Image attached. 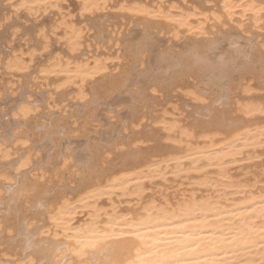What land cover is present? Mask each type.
I'll list each match as a JSON object with an SVG mask.
<instances>
[{
    "label": "bare ground",
    "instance_id": "bare-ground-1",
    "mask_svg": "<svg viewBox=\"0 0 264 264\" xmlns=\"http://www.w3.org/2000/svg\"><path fill=\"white\" fill-rule=\"evenodd\" d=\"M3 1L15 12L24 11L32 19L49 13L60 16L52 22L48 32L41 28L37 37L42 40L41 52H37H45L46 57L50 55L48 59L44 58L45 63L32 64L34 50L27 59L25 52L12 51L5 58L3 68L6 73L11 77L16 72L27 75V70L31 73L34 67L32 79H42L44 87L52 78L56 81L54 90L57 93H63L64 89L69 93L74 87L76 94L72 95L76 101L90 94L94 107L87 115L88 119L96 116V111L102 107L114 108L116 103H124L130 111V124L140 126L147 119L146 114L156 106L155 97L149 90L157 93V87L172 89L185 76L200 75L199 84L203 82L216 90L212 101H207L194 88L185 92L197 104L198 117L190 123L180 124L178 117L166 119L164 111L149 115L151 126L146 129L147 133L161 124L159 128L171 141L165 153L157 152L160 154L157 156V153H145L141 147L132 146L131 143L136 142L132 138L122 141L109 134L104 137L103 133L98 143H91V139L83 146L88 141L89 137H86L87 141L75 146L76 150L73 147L75 152L71 153L63 145L71 140L63 141L62 136L59 137L63 142L55 140L56 135L66 130L59 122L54 121L49 126L35 125L39 140L35 139L48 147L49 154L54 153L49 159L51 163L67 157L60 167L32 173L29 177L22 172H26L32 158L30 153H22L21 158L17 156L14 178L0 173V182H4L6 189L0 195V206L7 209L3 215L15 220L20 218L15 222L12 219L13 223L9 221L12 223L9 226L16 227L20 237L19 244L16 243L20 245L19 253L12 254L16 256L14 261L19 260L20 264H264V167L243 170L240 177H233L230 172L233 167H240V162L256 159L259 153H264V97L261 95L258 100V96H249L251 90L247 86V80L257 73L259 87L264 91V60L261 58L264 55V0H198L199 3L193 2L190 6L185 0H78L81 17L104 15L115 4V9L132 19L136 28L141 26L137 28L140 32L137 39H131L133 41L128 45L134 59L131 67L118 76L113 73L115 77L109 73L108 57H101V49L109 42L117 45L120 31L115 25L106 23L102 15L99 16L101 21L97 19L94 23L98 42L95 40L96 47L90 51V41L85 44L89 28L73 23L71 15L65 12L67 0H0V3ZM228 23H237L239 34L223 32L221 38L210 37L221 33ZM58 31L62 32L59 39L68 51L67 56L49 50V40ZM245 34L263 39L255 44ZM190 35L193 37L188 38ZM105 36H109L107 45L103 41ZM182 38L188 39V43L183 44L179 52L159 48L160 39L178 41ZM90 52L93 53L90 55ZM115 58L118 60L119 56ZM242 63L243 68H239ZM244 67L245 72L252 74L249 73L251 78H246L248 72H243ZM234 79L237 84H232ZM96 82L97 85L105 82V88L102 91L95 89ZM239 91L247 96L240 97ZM51 95L49 104L55 106ZM62 98L64 100L63 94ZM110 100L114 104L112 107L108 106ZM18 103L16 98L15 111H10L14 121L22 123L29 116L32 118V102L31 105ZM18 133L10 135L22 150L29 146V137L19 138L22 135L18 137ZM9 140L8 144L11 143ZM3 144H0V158L6 159L15 150L12 148L9 153L7 144ZM116 148L118 152L123 150L115 155L113 150ZM73 179L76 182L71 186ZM161 180L170 184L166 183L162 188V183L157 182ZM184 181L190 188H179L177 194L170 196L168 185L176 182L180 187ZM153 185L159 187L156 190L159 196L145 199ZM123 203L127 205L124 207ZM21 207L29 211L27 216L22 215L23 219ZM4 260L7 259L0 260V264H9Z\"/></svg>",
    "mask_w": 264,
    "mask_h": 264
},
{
    "label": "rangeland",
    "instance_id": "rangeland-1",
    "mask_svg": "<svg viewBox=\"0 0 264 264\" xmlns=\"http://www.w3.org/2000/svg\"><path fill=\"white\" fill-rule=\"evenodd\" d=\"M170 1H175V0H170ZM185 1H186L187 5H189V6L190 5H194V3L195 4L199 3L198 0H189V2H188V0H185ZM110 6H111V4H110ZM65 7H66L65 8V12L69 13L71 15L73 23L76 26H84V27L89 28L88 31L86 30L89 38H87V36H86V38H87L86 40L87 41H86L85 44H87L90 41L89 42L90 43V47L89 48L91 49L90 51H92L96 47L95 46L96 44H94V43L96 41L98 42V40H96L97 39V32H96L94 23H97L96 22L97 19L99 21H101L99 16L102 15L104 17V20L106 21V23H111V24L115 25V27L117 29H119V31H120V33L118 35V38L116 40L117 41V45H113L112 42L108 43L107 41H108V37L109 36L107 38L105 36V39H103V41L105 42V45H107L106 43H108V45H107L108 48H106L107 46H105L104 47L105 49H101V51H103V53H101V54H103V55H101V57L102 58L103 57H108L107 63L110 65L108 67L111 68L110 69L111 71L109 73L111 75H113L114 77H115L114 74H116V76H118V74H120V73L122 74L123 72H125L127 69H129L131 67L132 62L134 61V59L132 58V56L130 55V52L128 51V45H129L130 41H133L131 39H137L138 33H140L139 31H137V28H140L141 26L137 25V28H136V24H134L135 22L132 19H130L127 16L125 17L124 15L121 14V12H118L117 9H115V4H114V6H112L111 8H109L107 10L108 12L106 11V13L104 14L105 16L103 14H100L98 17H97V15H95V16L93 15V17L92 16L81 17L79 15V3H78V0H67V2L65 4ZM11 11L13 12V14H12ZM112 11H114V12H112ZM16 13L18 14V16L16 15ZM25 14L26 13L24 11L15 12L13 10V8L11 6H9V4L6 1H3V2L0 3V19H1V21H0V58H1L0 59V63H2V65L0 64V144L4 143L3 144L4 146L7 144L5 147L9 149V153L12 152V148H13V151L15 150L14 152H12L13 154L10 153V156L7 157L6 159L0 158V161H1V163H0V171L1 172L0 173H4V174L6 173V174H8V176L14 178L13 175L16 174L15 167L18 164L17 161H16V160H18L17 156L20 157L21 155H24L22 153H25V154H29L30 153L29 154V155H31L30 158H32V159H30L31 160L30 161V165L26 168V172L27 173L25 171L22 172V173H25L26 176L30 177V175L32 176L34 173L36 174V173H39L40 171L49 172L50 168L53 169L54 167L55 168L60 167L61 164L63 163L64 159L67 156H65L64 158L62 157L61 158L62 160L60 159L57 163H55V164H58V165H55L54 163H51L52 161H50L49 159L52 158L54 153H50L49 154V152H47L48 147L45 144L38 142L39 136H38L37 129H36V126H35V125L39 126V124L40 125L48 124V126H49L54 121L59 122L64 127V129L66 128L65 133L62 132V134L60 133V135H56V139H55L56 142H60L61 143V142H63L66 139L71 140V141H69L70 143L69 142L68 143L63 142V145H66L69 148L71 153L75 152L74 149L76 150L77 145H81V144H83V142L88 140L87 142H85L83 144V146H84L87 143H90L89 141L91 139H92L91 143H96V142L98 143V141L100 140V138L103 137V135H106L104 137H107L108 136L107 134H109L110 136H115V137L117 136L121 140L123 138L124 139L132 138L131 140L134 139V141H136V142H134L133 144L131 143V145L132 146H137L138 148L141 147L140 149L141 150L143 149L142 150L143 152L146 151L145 153L156 154L157 152H159L160 154L161 153L163 154V153H165L166 149L169 148L171 141L168 140L165 137V135H164L165 131H161L162 129L159 128V125H161V124H158V127H157V125H155L156 128L152 129L150 133L149 132L147 133L146 129L149 127V125L151 126L150 120L148 122V119H149L148 117L153 116L151 114H154V116H155V113H156V115H158V114H161L164 111L166 119H168V118L169 119H176L178 117L179 123L184 125L186 123L192 122V120H194L195 117H198V113H196L197 111L195 112V110L197 109L196 108L197 107L196 102L191 100L189 98V96L187 94H185V92H187L188 90H191V89L194 88L193 90H196L198 93L200 92V95L203 94V96L205 97V99H207V101L213 99V95L216 92L215 87L211 86V85L204 84L203 82L199 84V82H201V78H200L201 76L196 74L197 76H199V78H196L197 77L196 75L193 76V77H195L194 79H193V77L189 78V76H185V77H188V78L183 77L184 80H183V78H182V80L184 82L182 80H181V83H180V81H178L177 84H175L177 86L174 85L175 88H174V86L172 87V89L174 88L173 90L170 89V88H160V87H157V93H155V92L153 93V92H151L149 90V93H151L150 95H154V97H155L154 98V102H155L156 106L154 107V110H153L154 112L152 111L153 113L149 112V113L146 114L147 122H146V120H145V122L143 121L142 125H140V126H133V123L130 124V122H129L130 121V115H129L130 111H129V109H127L125 107L126 105H124V103H116L114 108H113L112 106L114 104H112L113 102L111 100L109 101L110 103L108 104V106L112 107V108L108 107V108H110V110L108 108H104L103 109V107H102L100 110L98 109L100 113H98L97 112L98 110H97L96 111V116H94L92 119H88L87 115L89 114L91 108L94 107L92 105V103L90 102V97H89L90 94L86 95V97H88V98H86V97L84 98L86 101H83L84 99L80 100L81 102L79 100L76 101V99H74V95L76 94V90H74V87L69 91V93H68V89H66V90L64 89L63 93H57L54 90V85L56 84V81L54 82V80H51L52 78H50V80H48L47 84H45V87H44L42 79H32L34 74H35V73H33L34 67H33V70L31 69L32 70L31 73L29 72V69L27 70L28 71L27 75L26 74L24 75L23 73H20V72H18V73L16 72L15 74H12V77H11L10 74L8 75L6 73V71L4 70L3 67H4V63L6 61L5 58L7 59L8 56H10L13 53L12 51H17V52L23 51V52H25V56H26V59H27L28 58V54L33 52L31 50H34V51H36V54L34 56V58L36 60L34 59L32 64L34 63L35 65H39V64H41V62L45 63V60H44V58L46 57L45 56V52L39 53V52H41L40 51L41 50L40 47H42V45H41L42 44V40L40 38H37V37H39V33H40V29L41 28L44 29V30H45V28H46V30L47 29L49 30V28H51V26L53 25L52 22L54 21V23H55L57 21L56 19H58L57 16L58 17H60V16L56 15L54 13H49L47 15L39 16L36 19H32V17L28 16L27 14L25 15ZM1 22H3V23H1ZM225 27H226V29H225ZM225 27H223V31L221 33H218V34L216 33L217 35L211 34L210 37H212V38H221L222 35H224V33L228 34V35L239 34L237 23H228V24L225 25ZM249 29L251 30V28H249ZM48 30H47V32H48ZM104 34L107 35L106 32ZM254 34H257V33H254ZM61 35H62V32L58 31L56 35H54V36H52L50 38V40H49V44H50L49 50H51V52L53 54H57L58 53V54H60L62 56H67L68 55V51H67L65 45L62 43L63 42L62 39H59V37ZM187 36H188V34H187ZM191 37H193V36L190 35L188 38H191ZM245 37H249L251 39V41H253L255 44H257L258 40L263 39V38H261V36L257 37V35L254 36V35H249V34H245ZM39 39L41 41H39ZM186 40H188V39L182 38V39H179L178 41L174 40V39H169V40L160 39L159 48L164 50V51L176 53V52H179L181 50V47L184 46L185 43H188ZM103 41H101L102 44H104ZM175 41H177V42H175ZM91 43H92V48H91ZM243 44H245V46H247V42L246 41H243ZM37 51H39V52H37ZM6 52L8 54H6ZM93 52H90L88 54L91 55ZM43 54H44V56H43ZM5 55L6 56L8 55V56L6 57ZM116 55L119 56L118 60L115 58ZM254 55H256V53ZM261 56H262L261 58L264 60V55H261ZM49 57H50V55H48L46 57V59H48ZM39 58H41V59H39ZM243 66H244V64L242 63L241 67H239V68H243ZM243 72H245V67L243 69ZM246 72H248V71H246ZM249 73L250 72H248V75L246 76L247 79L251 78L252 74L250 73L251 75H249ZM29 74H31V76ZM257 75L258 74L256 73V75L254 77H252V79L250 81L247 80V82H249V85H247V86H249V89L251 90L248 95L249 96L251 95L252 97L253 96L254 97L258 96V100H260L259 98L264 97L263 96L264 93H262L264 91L261 90L260 87H259L258 83L260 82V80L257 79V77H256ZM197 79H200V81L197 80ZM12 81H13V84H12ZM49 81L50 82L53 81V82L50 83ZM97 81H99V80H97ZM35 82H36V84H35ZM182 82H183V84H182ZM237 82L238 81L236 79H234L232 81V84H237ZM5 83H6V85H5ZM104 83L105 82H100L97 85V82H96L94 84L95 89L97 88L98 90L99 89L101 90L104 87V85H105ZM196 83H198V84H196ZM180 84L183 85V86H181ZM186 84L187 85L189 84V86H187ZM194 84L197 85L198 87L197 86L193 87ZM15 85L18 86V87H16ZM39 85H41L42 87L39 86ZM9 86L12 87V88H9ZM13 87H15V88H13ZM39 87H41V88L39 89ZM182 87H185V88H182ZM195 88H198V89H195ZM201 88H203V89H201ZM200 89L202 91H200ZM6 90H8V91H6ZM55 92L57 93V95H56ZM72 93L74 95H72ZM239 93H240V91H239ZM259 93H261V94H259ZM47 94H48V99H47ZM49 94L50 95L52 94L51 96L53 97V99H55V104H56L55 106L52 105V104H49V102H50V95ZM62 94L64 96V100H62L63 99L62 98ZM255 94H257V95H255ZM71 95H72V97H71ZM240 95H242V94L240 93L239 96ZM65 96H66V98H65ZM243 96L245 97L247 95H242L240 97H243ZM55 97H57V98H55ZM16 98H17V100H19L20 104L30 103V105H31V102H32V104L34 105V106L31 105L33 110H34L31 113V115H33L32 118H31V116H29L31 121L29 120V118L28 119L26 118L24 121H22V123L20 122L21 124L18 123L17 121H14V118L11 116V114L15 111L14 107H16V106H15L14 103H15V99ZM22 99L24 100L23 102H22ZM25 99H26L27 102L25 101ZM58 100L61 101V102L57 103ZM187 100H189L190 102L187 101ZM240 100H242V99L240 98ZM29 101H31V102H29ZM44 101L46 103H44ZM82 101L86 102V103L84 104V103H82ZM191 102H194V103L192 104ZM60 106L62 107V109H61ZM45 107H47V108H45ZM56 108H58V109L56 110ZM191 108H192V110H191ZM51 109L54 110V111H52ZM47 111L48 112L50 111V112L48 113ZM127 118H128V120H127ZM84 124H86V126ZM123 124L125 126H122ZM69 127L71 128V130H69L70 129ZM83 127H85V128H83ZM122 127L125 128L126 130H124ZM117 128H119L120 130H118ZM132 128H134V129H132ZM155 130H157V131H155ZM16 131L20 132V133H18V137L20 135H22V137L20 136L19 138L29 137V138H27L29 140L27 145H29V146H27L28 148L25 147V148H27V150L24 148L26 150V152H25L24 149L21 150L19 148L21 145H19L18 142L14 143V138H12L11 135H10V134H12L13 132H16ZM26 131H27V133H26ZM66 131H68V132H66ZM136 131L139 132V133L137 134ZM22 132H23V134H21ZM73 132H75V134ZM104 132H106V133H104ZM102 133H103V135H102ZM110 133H113V134H110ZM130 133H132V134H130ZM143 133H144V135H143ZM66 134L69 135V137ZM145 134H146V136H145ZM154 134H156V135H154ZM135 135H136V137H134ZM151 135H154L156 138H154V136L152 137ZM158 135H159V137H158ZM24 136H26V137H24ZM59 136L64 137L62 139L63 141L61 140L62 137H59ZM122 136H124V137H122ZM138 136H139V139H138ZM86 137L87 138L89 137V138L87 140H85ZM162 137H164V138H162ZM10 138H11V140H9ZM30 138H31V140H30ZM35 138L38 139V140H36ZM135 138H136V140H135ZM150 138H152V140ZM5 140H7V141H5ZM8 140H9V142L11 141V143H13V144H11V143L8 144ZM139 140H140V142L142 141L143 143L138 142ZM79 142H81V143H79ZM163 142H166V144L164 143V146H163ZM167 142H168L169 145H167ZM10 144L12 146H14V147H12ZM69 145H72V146H69ZM131 145L129 144L130 148L132 147ZM152 146H154L155 148H153ZM158 146H160V148ZM16 147H18V148H16ZM73 147H74V149H73ZM151 147L153 148V150H151L152 152H150V149H152ZM161 147L163 148L162 150H161ZM164 147H166V148H164ZM118 148H119V146H118ZM118 148L113 150V154H115V155L117 154L118 155L121 152V150H123L121 148L120 151L118 152V150H119ZM146 148H148V150ZM16 149H18V151ZM56 149L57 148H55V150ZM57 151L59 152L58 149H57ZM62 151L65 152L66 149L62 148ZM160 154L157 153L156 156L160 155ZM110 157H112V156H110ZM48 160H49V164H46V162H48ZM253 160L258 161V163L256 161L254 162ZM253 160H247V161L240 162V164H241L240 167L238 165V166H235L236 168L233 167V169L230 170L231 175L234 174V175H232L233 177H240L241 172H243V170H250V169L258 170V169L264 167V153L263 154L259 153V157H257L256 159H253ZM10 161L11 162L13 161V163H11ZM36 163L39 164V165L37 164L38 167H36ZM243 163H245V164H243ZM246 163H248L247 166H246ZM249 163L251 164V167H250ZM31 165L36 167V168H34V167L32 168ZM13 166H14V168H13ZM30 166H31V168H29ZM49 166H51V167H49ZM11 167H12L13 170L11 169ZM43 167H45V168H43ZM46 167H47V169H46ZM11 170H12V172L10 173ZM27 170H29L30 172L27 171ZM14 172H15V174H14ZM9 173H10V175H9ZM11 174H12V176H11ZM72 177L75 178L74 176H72ZM74 180L75 179H73L72 181H74ZM186 181H188V180H186ZM75 182L76 181L72 182V184H70V185L74 186ZM157 182H161L162 183V185H161L162 188H164V186L167 185L166 183L170 184L169 181L168 182H164V181L161 180V181H157ZM2 183L4 184L3 181H2ZM2 183L0 182V195H3V192L5 193V191H6L5 185H3ZM183 183L184 184L181 185L180 187L177 185L176 182H172L171 185H168L167 192L170 193V196L171 195H175V193L177 194V189H179V188H182V189H185L187 187L190 188V185H187L185 183V181ZM163 184H165V185H163ZM158 188L159 187L153 185V187L151 188L152 191L150 190V191H148L146 193L147 196L145 197V199H148V198H150L151 196H154V195H155V197H158L159 195H158V192L156 191V190H158ZM189 188H187V189H189ZM171 190H173V191L171 192ZM149 192H151V193H149ZM149 194H150V196H149ZM123 205L125 207V205H127V204L123 203L122 206ZM6 210H7L6 207H4L3 205L0 206V215H1V217H0V228H2V230L0 229V233H2V234H0V236H3V239H0V253L2 254V255L0 254V256H1L0 260L2 261L3 258H4V259H7V260H4V261H8L9 264H20L19 260L14 261V259L16 260V256L12 255V254L16 253V251H17V254L19 253V251H18L19 248L18 247L20 245H17V244H19L20 237H19L18 233L16 232V230H17L16 227L15 228L13 227L14 228L13 229L12 227L9 226L13 222H15L16 220H19L20 218L15 220L13 217L11 218V217H8L6 215H3V213L6 212ZM22 210L23 209L21 207L20 215H21V217L23 219L22 215H24V217L27 216L29 211H26L27 209L26 210L24 209L23 211ZM6 219H8V220L6 221ZM12 219H14L13 222H12ZM9 221H11L12 223L9 222ZM6 224H7V230H5L6 229ZM4 230H5L6 233H4ZM23 230H25V229H23ZM5 234H7V235H5ZM13 235L15 236V238L12 239ZM10 237H11V239H10ZM9 239H10V241H9ZM12 240H14V241H12ZM11 241H12V243H11ZM17 241H18V243H17ZM2 250H4V251H2ZM6 251H8V252L6 253ZM3 254H6V256H4ZM18 256L19 255H17V257Z\"/></svg>",
    "mask_w": 264,
    "mask_h": 264
}]
</instances>
